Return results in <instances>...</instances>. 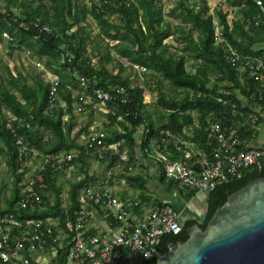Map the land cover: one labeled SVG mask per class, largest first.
Wrapping results in <instances>:
<instances>
[{
    "label": "trees",
    "instance_id": "16d2710c",
    "mask_svg": "<svg viewBox=\"0 0 264 264\" xmlns=\"http://www.w3.org/2000/svg\"><path fill=\"white\" fill-rule=\"evenodd\" d=\"M258 1L260 4L255 0H226L231 7H238L243 16V20L234 22L233 27L228 22L227 12H217L225 42L246 56L264 53V49L253 50L254 45L264 41V0ZM170 15L179 24L174 25L165 19L161 0H99L98 3L92 0L90 6L80 0H0V43H8L10 55L23 49L33 50V56L38 57L44 62V67L58 76V103L60 100L67 103L70 116L73 115L72 106L75 102L73 90L79 89L80 77L89 80L91 89L126 87L129 100L119 104L115 115L108 114L112 125L106 132L104 142L113 144L124 140L122 149H128L130 165L137 161L138 150L147 147L161 130L170 129L180 133L185 127L193 125L194 113L198 114L204 129L210 117L228 127L237 125L239 119L231 116L233 104L239 110L251 111L249 106L242 108L240 97L248 99L250 104L255 100L264 108V101L260 100L253 77L248 72L241 73L238 66L228 62L225 45L216 44L214 14L210 13L207 0H200L199 5L178 0ZM89 16L98 25L100 35L113 43L112 49L120 60L112 58L109 53L95 63L87 53L88 44L91 43ZM252 20H258L260 25L249 26ZM38 25H49L52 32L41 33ZM5 33L14 38L15 45L5 39ZM175 33L183 36L181 40L186 44L184 49L190 51L188 57L200 63L195 73L187 70L186 55L168 51L165 40ZM195 33L198 34L197 40L194 39ZM107 59L116 62L112 69L105 64ZM121 59H126L129 67L131 64L144 66L147 69L144 78L149 71L151 78L156 81V121L147 110L144 91L131 87V73H126L129 67ZM212 76L216 77V82L210 88ZM164 81L176 96L164 92ZM50 95L51 85L41 75H34V84L30 86L24 74L19 72L15 76L9 66L4 65L0 78V155L5 158L8 175L13 180L10 187L6 180L0 183V199L2 197L5 202V207H2L0 200V216L13 215L21 221L58 218L64 227L65 220L74 216L80 206L79 191L87 183L103 176L89 174L86 150L94 153L93 148L80 145L71 138L74 125L71 121L63 122L64 109L58 106L52 113H45ZM4 110H8L16 119L13 124H30V128H21L17 134L25 136L31 148L46 155L77 150L75 160L79 164L78 173L85 177L69 183V202L65 206L61 197L62 187L57 184L59 174L48 170L45 179L48 191L53 195V204L44 195L46 209L43 211H24L17 207L25 172L19 173V148L9 128L11 117ZM143 128L149 133L140 144L139 135ZM197 136L203 139V131L198 132ZM261 176H264V166L262 170L246 174L241 179L218 185L208 195L203 219L189 220L178 234L163 236L157 250L165 253L169 243L186 241L191 227L196 223L205 229L215 210L225 203L229 194ZM128 179L136 190L141 191L140 197L150 202L151 199L145 195V179L140 174H131ZM7 191L9 196L6 195ZM66 262V250L59 249L51 264ZM155 263L156 257L142 264ZM0 264L3 263L0 261Z\"/></svg>",
    "mask_w": 264,
    "mask_h": 264
},
{
    "label": "built area",
    "instance_id": "2783aa9c",
    "mask_svg": "<svg viewBox=\"0 0 264 264\" xmlns=\"http://www.w3.org/2000/svg\"><path fill=\"white\" fill-rule=\"evenodd\" d=\"M260 4L258 0H255ZM216 40H222V27L218 17L214 16ZM258 27V20L249 21V26ZM41 33H51L49 25L37 26ZM9 43L14 38L4 34ZM228 62L238 66L253 77L257 83L260 100L264 101V53L246 56L230 45H225ZM37 67L44 65L36 62ZM132 88L146 91L144 66L131 64ZM51 85L49 105L45 113H52L58 106L65 111L63 122H68V106L58 103L59 80L56 76L41 75ZM81 89L77 98L78 112L104 105L108 114L115 115L119 104L128 102L126 87H114L110 90L93 87L84 77L78 79ZM231 116L244 120L249 117L253 134L264 130V108L256 113L239 110L233 104ZM9 125L16 137L19 148L18 160L20 172H25L21 181V193L17 203L20 210L43 211L44 195L52 200L45 179L46 171L68 175L76 171L77 179L85 177L78 173L75 151L58 154H42L31 148L25 136L19 135L21 128H30V124L20 122ZM111 124L110 121L107 122ZM203 131V139L198 132ZM142 144L149 133L140 131ZM86 135V134H85ZM105 131L93 129L85 137L86 147L93 148L98 162L106 166L103 177L83 186L79 191V208L74 216L68 217L64 227L58 218L19 220L13 215L0 216V261L3 264H51L59 249L66 250V264H142L158 254L157 247L163 236L178 234L182 229L181 212L168 204L144 201L141 197L122 193L131 189L128 177L133 167L128 165V149H122L124 140L113 144L104 142ZM144 158L156 163L162 169L166 182L178 187L186 194H209L222 183L232 179H241L246 174L262 170L264 166V147H249L241 135L231 126L223 125L219 120L207 119L202 129L198 121L175 133L170 129L161 130L149 145L140 148ZM132 193V191H131ZM68 197V196H67ZM68 199L66 204L68 203ZM64 204V206L66 205ZM100 223L105 228L100 227Z\"/></svg>",
    "mask_w": 264,
    "mask_h": 264
},
{
    "label": "water",
    "instance_id": "95a60500",
    "mask_svg": "<svg viewBox=\"0 0 264 264\" xmlns=\"http://www.w3.org/2000/svg\"><path fill=\"white\" fill-rule=\"evenodd\" d=\"M155 264H264V176L229 194L205 229L193 225Z\"/></svg>",
    "mask_w": 264,
    "mask_h": 264
},
{
    "label": "crops",
    "instance_id": "0c3cea01",
    "mask_svg": "<svg viewBox=\"0 0 264 264\" xmlns=\"http://www.w3.org/2000/svg\"><path fill=\"white\" fill-rule=\"evenodd\" d=\"M170 17H171V15H170ZM238 20H240V21L243 20V16L241 14H240L239 18L236 19L235 21L230 22V20H228V22L233 27L234 22H236ZM169 21L172 22L174 25L179 24V22L177 20H175L174 18H172V20H169ZM173 21H175L177 23H174ZM90 24H91V22H90ZM95 25L99 29V27L96 23H95ZM91 29H92V24H91ZM99 31H100V29H99ZM181 38L183 39V36L179 35L178 33H175L174 35H172L168 39H166L165 43L169 47L168 51L171 53L186 55L187 56L186 65H187L188 61H192L193 64H197V63H195L194 60H192V59H190V57H188V54L190 51L188 49H187V51H185L184 48H185L186 44H185V41L181 40ZM197 38H198V34L195 33L194 39L197 40ZM5 43L6 42L0 43V45L3 44V46H5ZM216 44L226 45L228 43H226L224 38L222 37V40L220 42L218 40H216ZM259 49H264V41L262 43H257L256 45L253 46V50H255V51L259 50ZM23 51L25 52V54L27 53L28 55L34 54L33 50H31V49H23ZM34 59L36 62L40 61L38 57H34ZM123 60H125V62L127 61L126 59H123ZM36 62H35V65H36ZM40 62L45 66L43 61H40ZM128 63L129 62H127V64ZM36 67H37V65H36ZM186 68H187V66H186ZM187 70H188V68H187ZM45 71L50 73L53 76L58 77L57 75L54 74V72L51 69H48L45 67ZM240 71H241V73L246 72L242 69ZM44 72L43 71L40 72L39 75L44 74ZM20 73H22V72H20ZM22 74H24V73H22ZM148 74H150L149 71H148ZM150 77L151 76H149V78ZM145 81H146V75H145ZM28 84L30 86H33L34 79H32V82L28 83ZM78 92H79V89L73 90V94H74L73 96L75 98V102L73 103V106H72L74 116H70L68 111H67V114L70 117L69 118L70 120L68 119V121H71L74 125L72 132H71V138L75 139V141L78 144L86 147V142H84L85 144H82L81 142L78 141V139L76 138V136L74 134L75 131L78 130V126L80 125V122H77V120H76L77 118L75 119V116L77 114L81 115L80 113L76 112V109H77V98H76V96H77ZM240 99L242 101L241 102L242 108L245 109L247 106H249V109H251V111L249 113H256L257 111H259L260 104L257 101L254 100L253 104L252 103L250 104L248 99H246V98L244 99L243 97H240ZM59 104L63 105V106H68L67 103L63 100H60ZM98 106H101V105H98ZM68 110H69V108H68ZM90 110L92 111V109H90ZM147 110H148V108H147ZM157 110H158V108H157ZM157 110H155L154 114H152L148 111L152 115V117L155 121L157 120ZM4 112L6 114H8L9 116H11V119H14V117L9 113L8 110H4ZM196 115L197 116H195V122L198 121V114H196ZM107 118H108V121H110L109 117H107ZM90 121H92V119ZM262 121H264V119ZM88 125L89 126L87 127L86 130H83V129L81 130V131H83V134H86V136L88 135V133L90 131H93V129L94 130L96 129V126L91 125V124H88ZM111 125H112V123L110 125H108L106 130H108L111 127ZM231 127H233L234 130H237V132L241 135L243 140L248 143L249 147H255V148H263L264 147V130H260L258 132V134L254 135L252 124H251L249 117H247L244 120H239L237 125H233ZM243 133H245L244 137L242 136ZM139 136H141V133ZM85 137H84V140H85ZM71 151H75L77 153V150H71ZM86 155L88 156V168L87 169H88L89 174L92 176L94 175L97 177H102L104 172L100 173V172H98V170H96L95 168L92 169V167L90 166L91 165L90 160H92V158H90V156L93 155V158L96 160L97 158H96L95 154L89 150H86ZM128 165H129V163H128ZM130 166H132L133 168L138 166V173H131V174L132 175L140 174L145 179V195L148 196L151 199V201H154V202L160 203V204H168L170 206H173L176 210L181 212V224H182V226L189 220H194L196 218L199 220L203 219L204 213L206 212V209H207V202H208V195L209 194L199 193L196 195L189 196L188 194L184 193L178 187L169 184L168 182H166L165 179H163L162 169L153 161L144 158L141 153H138L137 161H135L133 164H130ZM78 167H79V164H78ZM7 169H8V167H7ZM104 171H105V168H104ZM8 177L10 178V183H11L13 179L9 175H8ZM99 179H101V178H99ZM132 190H133L132 193L130 191H124L122 193V196L128 197V194H131L133 196L138 195V197H140V194H141L140 190H136L134 187H132ZM6 195L9 196V191L6 192ZM0 200H1L2 207H5L4 199L1 197ZM100 227L105 228V226L101 223H100Z\"/></svg>",
    "mask_w": 264,
    "mask_h": 264
},
{
    "label": "rangeland",
    "instance_id": "374dc122",
    "mask_svg": "<svg viewBox=\"0 0 264 264\" xmlns=\"http://www.w3.org/2000/svg\"><path fill=\"white\" fill-rule=\"evenodd\" d=\"M81 2H83L85 5L90 6L92 3V0H80ZM208 4L210 6V13L214 14V16L218 17V11L219 10H223V12H227L228 13V17L227 19L230 20V22L235 21L236 19L239 18L240 16V11L237 7H231L230 5H228V3L226 2V0H207ZM96 3L99 2V0H95ZM162 5H163V11L165 14V19L166 20H172V18L170 17V11L172 10V8H174L177 3L178 0H161ZM188 3L191 5L197 4L199 5L200 0H188ZM89 22H91L92 24V29L90 28L91 31V43L88 44V48H87V53L91 56L94 57V61L95 63L98 62L100 57H107V55L110 53L112 58L118 59L116 53L113 51L112 49V44L110 43L109 40H107L106 38H104L103 36L100 35V31L97 28V26L95 25V22L93 21V19L89 16L88 17ZM116 19V17H115ZM219 20V19H218ZM174 23H177L175 21H173ZM220 23V22H219ZM168 42V41H167ZM9 45L6 42L5 46L0 45V78L1 75L3 74L4 71V65L9 66V68L11 69V71L13 72V74L17 75L18 72H22L25 75V79L27 83H31L32 79H34V75L39 74L40 72H44V69L42 67H36L35 65V59L33 57L32 54H25L24 51H15L14 53H11V55L9 54ZM120 60V59H118ZM123 62H125V60L121 59ZM105 64L107 65V67L109 69H112V67L116 64V62L112 63L111 60L107 59ZM199 62L197 64H193L192 61H188L187 63V68L188 71H190L191 73H195L197 68L199 67ZM125 66L129 65L125 62ZM115 72H118L117 70ZM127 74L132 73L129 68L126 72ZM45 75L50 76L51 74L45 71ZM53 76V75H51ZM50 76V78H51ZM150 74L146 75V93H145V103L147 105L148 111L152 114H154L155 110H157L158 105H157V98H158V91L156 90L155 86L157 85L156 81L153 80V78H149ZM54 77V76H53ZM165 82V86L163 88L164 92L167 93V95H175L176 93L172 92L170 86L168 85V83L166 81ZM216 82V77L212 76L211 78V83L209 84V87L212 88L213 85ZM221 86V85H220ZM178 93H181L180 91ZM94 109V110H93ZM93 111V112H92ZM92 111L89 108H86V110L84 112H78L79 114H75V119L77 120V122H80V125L78 126V130L75 131V136L78 139L79 142H81L82 144H85V140L84 137L86 136L85 134H83V130H86L87 127L89 126L88 124L94 125L96 126V131L100 132V131H107V127H108V109L106 108V106L101 105L98 106L96 108H92ZM195 116L196 113H194ZM74 116V115H72ZM11 117V116H9ZM70 117H68L69 119ZM73 118V117H72ZM92 119V121H90ZM70 120V119H69ZM73 120V119H72ZM80 134V135H79ZM77 154V153H76ZM90 158H92V160H90V166L92 167V169H96L98 170V172L102 173L105 172L104 168L106 170V166L100 162H98V160L93 158V155L90 156ZM76 171H72L70 174L64 176V175H60L58 176V181L57 184L62 187V192H61V197L62 200L64 202V204H66V201L68 199V191H69V183L74 181L75 179H77L76 176ZM132 173H138V166L133 168ZM2 180H6L8 186H11L10 183V178L8 177V169H7V164L5 162V158L3 156L0 155V182ZM170 184V183H169ZM172 185V184H171ZM126 191H133L131 189H124ZM52 200H53V196H52Z\"/></svg>",
    "mask_w": 264,
    "mask_h": 264
},
{
    "label": "flooded vegetation",
    "instance_id": "af4514ba",
    "mask_svg": "<svg viewBox=\"0 0 264 264\" xmlns=\"http://www.w3.org/2000/svg\"><path fill=\"white\" fill-rule=\"evenodd\" d=\"M172 243V242H171ZM170 244V243H169Z\"/></svg>",
    "mask_w": 264,
    "mask_h": 264
}]
</instances>
